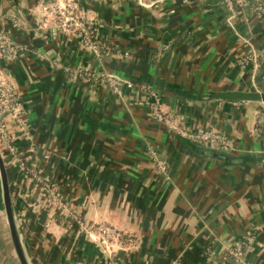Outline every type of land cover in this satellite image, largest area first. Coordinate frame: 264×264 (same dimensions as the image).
I'll list each match as a JSON object with an SVG mask.
<instances>
[{"label": "crops", "instance_id": "crops-1", "mask_svg": "<svg viewBox=\"0 0 264 264\" xmlns=\"http://www.w3.org/2000/svg\"><path fill=\"white\" fill-rule=\"evenodd\" d=\"M245 1L229 20L222 0H80L96 56L45 13L50 0H0V29L18 47L2 67L26 112L15 144L68 206H44L2 151L29 264H264V103L211 98L264 92V18L251 11L264 0ZM250 50L253 79L251 64L239 65ZM103 74L134 87L114 96ZM155 103L186 130L223 134L240 162L200 153L207 146L152 118ZM69 212L135 243L106 257ZM243 245V262L227 254ZM0 264H20L2 191Z\"/></svg>", "mask_w": 264, "mask_h": 264}, {"label": "built area", "instance_id": "built-area-1", "mask_svg": "<svg viewBox=\"0 0 264 264\" xmlns=\"http://www.w3.org/2000/svg\"><path fill=\"white\" fill-rule=\"evenodd\" d=\"M50 7L45 11L46 14L53 15L58 27L66 32L76 34L84 48L89 49L96 56L100 55L101 45L95 37V31L90 21H87L79 11L80 0H50ZM227 12L228 19L232 20L236 12L241 7L248 6L245 0H222ZM251 11L264 18V8L260 5H252ZM39 29L43 26L39 25ZM15 42L12 40L9 32L5 28L0 29V151L10 156L12 166L20 171V179L35 182L41 188L45 202L44 206L54 205L68 211V206L63 203L56 189L54 182L34 167H30L25 154L15 144V130L22 129L25 110L18 95L13 81L5 74L3 64L15 59L17 55ZM251 64L252 79L259 68V59L252 51L246 52L239 60V65L245 66ZM110 93L114 96H121L124 89L131 90L134 85L130 81L121 80L112 74H103L100 77ZM154 101L156 100L152 95ZM152 107L151 116L157 122H160L170 128L177 135L193 141L204 144L205 146L221 151H230L229 140L218 131L204 129L198 132L186 130L174 120L170 115L165 114L159 109L156 103ZM155 166L161 173H165V161L158 159L152 154ZM70 219L76 223L80 232L93 242L97 249L106 257H110L116 251H121L131 247L135 243V238L127 233L120 232L113 226L99 222L87 224L81 218L72 212H69ZM243 246H230L227 248V254L239 262H243L245 251Z\"/></svg>", "mask_w": 264, "mask_h": 264}, {"label": "water", "instance_id": "water-1", "mask_svg": "<svg viewBox=\"0 0 264 264\" xmlns=\"http://www.w3.org/2000/svg\"><path fill=\"white\" fill-rule=\"evenodd\" d=\"M212 99H218L223 101L230 102H256L264 103V92L251 91V92H237V91H228L214 93L211 96ZM200 153L210 156L212 158H217L229 163H237L240 160L236 158H231L227 153L221 152L212 148L202 147L200 148ZM0 182H1V191H2V200L4 205V211L6 219L8 222L9 232L11 235L12 243L16 252V255L20 261V264H29L26 253L22 244L21 235L16 223L14 204L12 201L10 181L8 177V172L6 168V163L2 152L0 151Z\"/></svg>", "mask_w": 264, "mask_h": 264}, {"label": "trees", "instance_id": "trees-1", "mask_svg": "<svg viewBox=\"0 0 264 264\" xmlns=\"http://www.w3.org/2000/svg\"><path fill=\"white\" fill-rule=\"evenodd\" d=\"M14 172H11V170L9 169L8 170V176H9V180H10V182L14 179Z\"/></svg>", "mask_w": 264, "mask_h": 264}, {"label": "rangeland", "instance_id": "rangeland-1", "mask_svg": "<svg viewBox=\"0 0 264 264\" xmlns=\"http://www.w3.org/2000/svg\"><path fill=\"white\" fill-rule=\"evenodd\" d=\"M0 186H1V182H0ZM1 192V191H0Z\"/></svg>", "mask_w": 264, "mask_h": 264}]
</instances>
